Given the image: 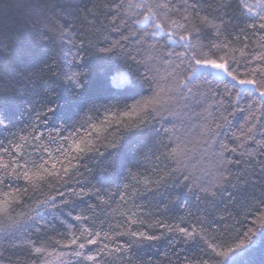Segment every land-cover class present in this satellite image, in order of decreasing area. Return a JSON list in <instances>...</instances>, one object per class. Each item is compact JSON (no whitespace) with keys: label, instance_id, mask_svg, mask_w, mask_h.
Wrapping results in <instances>:
<instances>
[{"label":"trees","instance_id":"obj_1","mask_svg":"<svg viewBox=\"0 0 264 264\" xmlns=\"http://www.w3.org/2000/svg\"><path fill=\"white\" fill-rule=\"evenodd\" d=\"M249 1L251 0H201V5L207 11L201 12L200 15H207L209 19H212L216 15L223 16L226 11V18L230 17L235 23H240L245 16L249 15L240 5L244 2L249 3ZM8 2L13 5H23L24 16L19 15L15 7L7 9L6 12L0 11V38H7L10 43L15 33L25 31L27 34L29 28L26 25L29 21L31 31L43 29L45 26L51 27L45 17H53V12L50 8L44 7L45 0H8ZM123 2L124 9L121 15L129 17L130 23L132 21H144L145 16L149 17L146 22L136 23L132 31L155 32L156 36L160 38L148 42L149 45L159 43L160 48L152 49L146 45L140 49L141 55L137 56L138 60L143 59L149 66L159 69V57L162 52L172 49L183 50L175 39H168L170 34L173 36L176 33L184 35L182 29L174 28L170 23L153 18L146 8L130 7V5L145 2L152 3L153 0H123ZM51 3L56 5L53 24L62 25L65 20H71L75 28L72 39L77 44H79L80 39L90 41L89 48L91 50L83 60H77V63L84 65L80 69L70 67L72 64L71 56L75 53L74 51L69 53L67 47L61 44L59 39L46 49H30L22 55H12L7 49L4 50V56L0 58V86L12 91L13 94V100L6 107L16 123L14 130L27 128L30 122L27 112L21 116L24 109L18 106L20 101H31L37 105V111H39L42 99L46 100L52 96L58 97L57 102L60 106L56 117L50 118L47 129L40 125L41 132H51L52 125L59 119L66 118L70 114L74 115V112L70 113L65 105L67 101L75 102V97L71 91L73 83L65 79L61 72L63 67L66 72L83 73L80 77L83 87L76 89L82 94V102L92 101L99 107L111 100L120 101L119 106L112 107L107 113V120H105L106 113L103 108L100 109L99 113L89 112L88 116L92 118V122L104 121L105 125L99 133L93 132L92 137H90L94 144L99 146L101 142L117 141L123 143L120 138L125 136V125L137 120L136 117L120 116L121 111L127 110L123 108L124 104L131 106L136 103L132 100L134 92L128 90L136 67L129 66L125 53L112 55L110 58H101L95 53L96 48L105 47L108 41L119 39L120 34L112 31L113 9L110 5L113 0H51ZM221 4H230L231 8L221 10ZM173 19H176L180 25L198 24V21L191 16L187 22L178 16H174ZM214 22L219 24L218 20ZM157 23H164L166 26L160 30L155 28ZM221 30L223 31V29ZM261 35L264 37V34ZM127 43L131 45L127 51L137 47L132 37ZM212 43L219 47H212L208 41H204L205 46L201 49V56L197 58L219 61L223 57L232 64L233 56L238 61H243L245 57L242 52L246 54L249 51V47H245V45L255 49L264 43V39L252 36L251 40H244V43L241 44L233 41L231 36L227 39L222 36ZM225 45L227 46L225 47ZM65 56H68L67 62H65ZM185 67L192 68V71L188 73L189 77L193 75V72L197 77H200V79H195L194 83L189 84V87L201 100L205 96L210 97V90L222 91L225 84L231 91H239V86L235 89L231 87L232 83L235 82L231 81L229 76H217L205 71L196 72L194 62L191 65H185ZM230 70L239 75L240 78H252L236 68ZM166 75L167 73L160 69L161 87L165 91L161 92L157 99L160 104L169 107L170 110L179 111V107L174 104L172 91L175 89V82L164 81L163 77ZM179 79H184V77L180 76ZM137 91L143 92L144 99H152V94L146 89H137ZM243 95L247 96V93H243ZM258 96L259 92H255L250 99L256 100ZM140 99L141 97L138 96L137 100ZM240 107L244 110L237 109L233 115L229 116L228 123L219 129V132L221 133L220 139L229 147H235L237 143H242L243 150L251 153L250 156L244 155L242 157V166L228 165L233 173L229 180L237 184L244 195H236L232 199L228 197V192L235 191L233 185L223 179L222 170L216 167V161L206 156L204 149L195 144L196 127L202 128L205 123H213L214 117L228 115L224 111L223 105H217L214 99L209 98L205 102L204 108L196 109L200 113V119L193 117L190 121L194 126L193 135L190 137L193 143H170L165 136H157L151 143L147 139L131 140L125 149L131 174L128 173V169H125L118 180L106 184L102 188L96 180H93L96 187L101 188L100 199L106 203L98 204L96 199L84 197V202L76 206L73 216L66 218L67 222L71 224L73 217L77 214L89 217L91 222L97 225L93 231L100 232L102 236L107 234L104 243L109 244V247H114L112 239L115 237V232L113 229L125 231L130 228L132 231H145L148 235H157L163 231V229L156 227L155 222L157 220L173 227H187L189 224L199 227L195 224L196 219L199 218L206 227L210 225V229L214 230L213 235L219 234L224 241L231 243L238 232L246 231L247 227L252 226V218H249L248 221L244 219L247 211L245 196L249 200H259L264 197V156L259 154L258 145H253L251 141L245 142L242 137L240 139L235 138L240 137L241 130H246L248 127L246 124L249 119L247 106L242 104ZM28 108L30 110L31 105H28ZM113 112L116 114L115 116L111 115ZM256 115L259 117L260 112L257 111ZM31 119L34 120V116ZM117 119L121 121L120 124L116 123ZM154 127L160 130L162 127L171 128L172 124L154 123ZM233 133H235V137H233ZM7 136H9L8 132L0 133V142L5 146H8V141L4 139ZM18 137L24 139L13 140L9 154L5 155L0 150V169L4 164H9L10 167L14 168L17 162L24 164L34 159V156L29 155H25L24 160L19 159L22 154L32 153L34 142L27 131L18 132ZM257 139L259 140V136ZM166 144L169 145L168 148L164 147ZM17 146H19V150ZM55 147V145L49 147L52 158L49 159L45 155L44 160L47 161L45 167H51L58 159H62L55 153ZM239 151L238 149L237 153H226L225 157L229 160H235L238 158ZM162 152L165 155H161ZM178 162L187 167L185 174L193 177L192 182L181 181L176 183L175 178L179 173H174L172 178H168L167 173L176 169ZM34 167L33 164L28 163L30 170H34ZM105 167L98 160L88 163V168L91 169L92 174L100 178L104 175ZM56 170H60L59 163H57ZM180 171H185V169L181 167ZM223 175H227V172H223ZM86 176H88L87 173ZM161 176L165 177L166 182H161L159 185L155 184ZM236 176H242L243 181L235 180L234 177ZM88 178L91 179V176ZM52 183L51 180H48L46 184L45 181L35 179L31 184L29 181L21 180L9 187L0 186V221H6L8 216L16 219L20 213L27 211L26 207H19L18 204H32L31 200L20 195L18 189L27 188L30 193L36 189L33 195L43 200L48 195H55V192L49 191ZM89 205L93 207L89 208ZM41 215H45L49 220L54 219L48 209H43ZM132 221L137 223H131ZM7 222L10 223V221ZM92 223L81 224V228H91ZM53 226L57 231L65 232V229L60 228L59 225L54 224ZM73 231L77 236L81 235L79 230L74 228ZM84 234L87 235V233ZM201 235L204 234L201 233ZM49 236L60 240L61 244L47 248V252L44 254L47 264H76L75 259L70 260L67 256L60 257L59 255L61 252L67 251L63 248V244L68 242L67 238H62L55 232H50ZM22 239L27 240V237L18 239L16 235H13L12 230L7 233L0 231V253L6 257L5 264H8L9 260H14L16 264H28L27 248L21 243ZM32 239H36V236L33 235ZM182 239L181 234L174 232L165 233L160 240L133 243L130 250L126 252L125 259H121L120 255L113 253L108 258L107 264H183L185 260L189 259L197 261L201 258L207 259V256L202 253V246L191 241L183 243ZM128 240V237H124L120 243H127ZM252 240L255 243L241 255L242 264H264V230L253 235ZM88 247L93 248L95 246L89 245ZM86 264H92V262L88 261Z\"/></svg>","mask_w":264,"mask_h":264},{"label":"snow or ice","instance_id":"obj_2","mask_svg":"<svg viewBox=\"0 0 264 264\" xmlns=\"http://www.w3.org/2000/svg\"><path fill=\"white\" fill-rule=\"evenodd\" d=\"M15 7L19 15L24 16L23 5H13L8 0H0V11H5L9 8ZM44 7L51 9L53 17H45L51 27L45 26L43 29L31 31L30 21L26 25L29 30L27 34L25 31H19L14 34L11 42L7 38H0V58L4 56V50L12 55L24 54L30 49H46L55 40L59 39L61 44L67 47L68 52L74 55L71 56L72 69H80L84 67L83 64L77 63V60H83L91 50L89 48L90 41L80 39L79 44L75 43L72 39V33L75 31L74 25L71 20H65L61 25L59 23L53 24L56 5L51 3V0H45ZM113 9V16L111 23L113 25L112 31L120 34L119 39L115 41H108L107 46L96 48L95 53L101 58H110L112 55L125 53L126 61L129 66H135L136 72L133 74L130 82L129 91L134 92L132 100L136 101L133 105L129 106L124 104L123 108L126 111H121V117H136L134 123L125 125V136L121 137L120 141L107 142L97 146L93 143V132L99 133L104 128V121L100 123L92 122V118L88 116L89 112L99 113L100 109L105 110V120L108 119L107 113L110 112L112 107L120 105L119 100H111L107 104H102L99 107L92 101L82 102V94L77 92L76 89H82L83 85L80 82L82 72L77 71H64L63 67L61 72L65 79L73 83L72 95L75 97V102L67 101L65 105L70 113L66 118L59 119L52 125L51 132H41L40 125L45 129L49 127V120L51 117H56L59 108L58 97L52 96L46 100H41L40 110L37 111V105L31 101H20L18 106L22 107L24 111L21 116L27 112L30 122L27 128L16 129V123L7 110V105L13 100L12 91L0 86V133L8 132L9 136L4 137L8 141V146L0 142V150L3 154L7 155L10 152L12 141L23 137H18V132L27 131L34 142L32 153L22 154L19 159L24 160L25 155L34 156V159L27 161L24 164L17 162L15 167H10L9 164H4L0 169V186L9 187L11 184L18 183L21 180L33 182L35 179L45 181H53L52 186L49 188L50 192H55V195H48L46 199H39L38 196L33 194L27 188L17 190L21 196L27 200H31L32 204L21 203L17 206L26 207L27 211L20 213L18 218L6 217V221H0V231L7 233L9 230L13 231L18 239L27 237V240H21L23 245H26L27 255L29 257L28 264H47L44 259V254L47 252L49 246L60 245L61 241L56 240L54 237L49 236L50 232H55L56 235L62 238H67L68 242L63 244L66 252H61L60 257L67 256L70 260L75 259L76 264H86L91 261L92 264H107L109 257L113 253L120 255L121 259H125L126 252L130 250L133 243H143L145 241L160 240L164 237L165 233H179L182 236L183 243L194 242L202 246L201 250L207 259L185 260L183 264H242L241 255L252 245L255 241L252 236L258 231L264 230V197L259 200H249L245 196L246 213L244 216L245 221L252 218V226L247 227L246 231H240L236 234L235 239L228 243L222 239V236L217 234L213 235V231L209 226H205L204 222L199 218L196 219V227L189 224L187 227L166 224L161 220H157L156 227L163 229L157 235H148L145 231H132L130 228L125 231L115 232V237L112 239L114 247H109V244L104 243L106 235H101L100 232L93 231L97 227L92 223L89 217L77 214L73 217L71 224L67 222V217H72L73 212L76 211V206L84 202V197L96 199L98 204L106 203L100 199L101 188L106 184H111L118 180L123 171L130 167L125 155L127 145L133 139H147L148 142H153L157 136H165L170 143L186 144L193 143L190 139L194 132V126L190 121L193 117L200 119V113L196 111L197 108H204L205 102L211 98L214 99L217 105H223L224 111L228 115H220L218 118H213V123H205L202 128L196 127V140L197 147L204 149L206 156L216 161V167L222 170V177L227 182L233 185L234 192H228L230 199L236 195H244L239 189L237 184H234L229 177L233 176L228 165L242 166L244 155H251L243 150V144L237 143L235 147H229L223 140L220 139L221 133L219 129L223 128L228 123V117L233 115L239 109H244L240 106L246 105L249 113V119L246 121L248 125L246 130H241L240 137H233L236 139L251 141L253 145H258L259 154L264 156V43H261L258 48L249 47V51L244 55L243 61H238L236 57H232L233 63L230 64L227 59L223 57L218 61L216 59H203L197 58L201 56V49L205 46L204 41L212 47H219L213 44L214 40L220 39L222 36L227 39L231 36L235 42L244 43V40H251L252 36L258 39H264L261 34H264V0H256V3L250 4L244 2L240 7L247 11L249 15L245 16L240 23H235L232 18H226L227 12L223 16L216 15L209 19L207 15L201 16L200 13L207 11L202 5L201 0H153L152 3H142L130 5V7L146 8L152 17L155 19L163 20L170 23L174 28L183 30L184 35L176 33L175 36L170 34L168 39H175L176 43L183 49L178 51L175 49L167 52H162L159 61V69L153 68L145 63L143 59H137L141 55L140 49L146 45L152 49H159V43L149 45V41L159 40L155 32H147L141 30L139 32L132 31L136 23L146 22L149 17L145 16L144 21H132L130 18L121 15L124 9L123 0H113L110 5ZM221 10L231 8L230 4H221ZM155 10V11H154ZM187 13V15H185ZM174 16L180 17L184 21L189 20V16L198 21V24L186 23L180 25ZM62 19V17H61ZM218 20L219 24L214 21ZM251 22H248V21ZM166 25L164 23L155 24V28L163 30ZM223 29V31L221 30ZM127 33V34H126ZM132 37L137 45L134 50L127 51L131 47L127 42ZM227 45H225L226 47ZM165 47H168L165 45ZM68 56H65L67 62ZM195 65L211 67L223 71L231 78V87L233 89L239 86V91L233 92L224 85L222 91H211L210 97L205 96L203 100L195 93L189 84L194 83L195 79H200L195 75L191 77L188 73L192 71L191 67L185 65ZM51 67V65H48ZM231 68H236L242 71L246 76L252 78H240L239 75L234 74ZM141 69H143L141 71ZM160 69H163L167 75L163 77L164 81H174L175 89H173L174 104L179 107V111L170 110L160 104L157 99L161 92L165 89L161 87ZM183 76L184 79H179ZM251 86V87H248ZM137 89H146L152 94V99H144L143 92ZM259 92L256 100L250 98ZM187 93V95H185ZM247 93V96L243 95ZM141 97L137 100V97ZM172 99V98H170ZM28 105H31L29 110ZM259 105V107H257ZM260 112V116L256 112ZM111 115L115 116L113 112ZM34 116V120L31 118ZM172 124L171 128L162 127L157 130L154 123ZM120 124L119 119L116 120ZM259 136V140L257 137ZM97 139H99L97 137ZM43 141V142H42ZM55 145V153L58 157L56 163L51 167H45L47 161L44 160L45 155L52 158V152L49 147ZM168 148L169 145H164ZM19 150V146H17ZM238 158L229 160L225 157L226 153H237ZM161 155H165L164 152ZM98 160L100 164L105 165V172L102 178L92 174L91 169L88 168V163ZM39 162V163H37ZM28 163L33 164L34 170L28 168ZM57 163L60 164V170L57 171ZM183 167L185 171H180ZM114 170V171H111ZM187 167L178 162V167L167 173L168 178H172L174 173L176 175L175 182L181 181L192 182L193 177L185 174ZM227 172V175H223ZM91 176V179L86 176ZM47 178V179H46ZM237 181H243L242 176L234 177ZM96 180L101 188H97L93 183ZM161 182H166L165 177L161 176L159 181L155 184L159 185ZM106 194V193H105ZM93 207L89 205V208ZM43 209L51 211L54 219L49 220L45 215H41ZM70 209V210H69ZM67 210V211H66ZM58 213V215H57ZM64 217V218H62ZM7 221H10L8 223ZM92 223L91 228H81V224ZM131 223H137L132 221ZM59 225L64 228L65 232H59L53 225ZM122 227V226H120ZM79 230L81 235L77 236L73 229ZM84 233H87L85 235ZM203 233L204 235H201ZM35 235L36 239H32ZM128 237L127 243H120V240ZM199 238V239H198ZM82 241V242H81ZM39 245V246H37ZM89 245L95 247L89 248ZM94 253V254H90ZM6 257L0 253V264H5ZM8 264H16L14 260H9Z\"/></svg>","mask_w":264,"mask_h":264},{"label":"rangeland","instance_id":"obj_3","mask_svg":"<svg viewBox=\"0 0 264 264\" xmlns=\"http://www.w3.org/2000/svg\"><path fill=\"white\" fill-rule=\"evenodd\" d=\"M250 4H254L256 3V0H251L249 1ZM196 72H201V71H205V72H209L212 73L214 75L217 76H227L225 73H223V71L218 70V69H213L211 67H205V66H200V65H196Z\"/></svg>","mask_w":264,"mask_h":264}]
</instances>
